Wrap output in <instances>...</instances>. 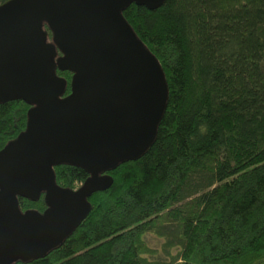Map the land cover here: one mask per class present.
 Listing matches in <instances>:
<instances>
[{
    "label": "trees",
    "instance_id": "16d2710c",
    "mask_svg": "<svg viewBox=\"0 0 264 264\" xmlns=\"http://www.w3.org/2000/svg\"><path fill=\"white\" fill-rule=\"evenodd\" d=\"M123 16L168 83L157 139L106 174L111 188L90 198L61 247L14 264H264V0H165ZM56 74L67 97L73 74ZM31 109L0 104V154L26 132ZM54 172L72 191L90 177L68 165ZM19 206L44 214L45 193Z\"/></svg>",
    "mask_w": 264,
    "mask_h": 264
},
{
    "label": "water",
    "instance_id": "95a60500",
    "mask_svg": "<svg viewBox=\"0 0 264 264\" xmlns=\"http://www.w3.org/2000/svg\"><path fill=\"white\" fill-rule=\"evenodd\" d=\"M165 0H9L0 6V104L32 107L26 132L0 154V264L57 250L109 190L108 172L141 159L157 139L169 100L165 73L123 13ZM53 33L48 42L44 30ZM60 54H62L60 56ZM57 69L73 74L71 94ZM89 174L78 191L55 167ZM45 193L47 210L23 213L19 198Z\"/></svg>",
    "mask_w": 264,
    "mask_h": 264
},
{
    "label": "rangeland",
    "instance_id": "374dc122",
    "mask_svg": "<svg viewBox=\"0 0 264 264\" xmlns=\"http://www.w3.org/2000/svg\"><path fill=\"white\" fill-rule=\"evenodd\" d=\"M152 243H153V244H157L158 241H157V240H153Z\"/></svg>",
    "mask_w": 264,
    "mask_h": 264
}]
</instances>
